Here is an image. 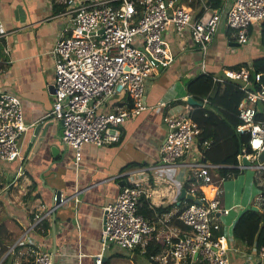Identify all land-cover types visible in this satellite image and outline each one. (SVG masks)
<instances>
[{
  "label": "built area",
  "instance_id": "obj_1",
  "mask_svg": "<svg viewBox=\"0 0 264 264\" xmlns=\"http://www.w3.org/2000/svg\"><path fill=\"white\" fill-rule=\"evenodd\" d=\"M57 1L64 4L58 15L65 22L51 49L54 92L46 116L60 122L62 143L72 147L75 162L80 159L84 143L104 145L117 141L119 126L146 108L147 79L159 64L172 58L166 39L168 32L190 38L200 53L203 71L207 50L221 22L232 39L248 44L264 20V0H220L218 7L214 6L215 0H187L186 5L177 0ZM6 34L0 25V63L7 62L2 59L9 52ZM223 72V76L213 75L212 79L231 82L243 92L236 108L239 123L235 130L246 134L247 141L236 155L234 167L264 172V160L258 159L264 149L262 73L253 72L250 61ZM206 101L204 97L202 103ZM191 109L187 105L180 111L163 114L167 131L158 147V156L166 165L185 161L180 164L192 169V181L186 192L194 194L199 202H185L176 215V220L190 232L173 227L165 239L167 249L152 258L159 264H231L230 251L235 249L229 242L233 235L228 238L221 230L211 236L212 229L220 228L218 217L227 214L229 207L221 204L217 189H213L211 197L197 192L199 186L210 183L211 164L202 159L201 149L195 148L197 142L208 144V141L199 140L201 128L192 118ZM26 127L20 98L1 92V161L22 160L19 138ZM243 157L248 160L247 165L242 163ZM141 171V168L126 171L127 180L115 199L103 206L101 249L94 254L96 264H102V251L109 243L129 250L139 247L143 251L151 237H160L154 223L137 210L141 196L146 199L152 196L147 180L135 178ZM19 174L20 169L16 176ZM51 199L48 205L39 204L41 210L33 214V223L23 234L41 227L45 215L53 213L67 196L55 191ZM253 248V254L246 255L247 264H264V246ZM31 252L30 264H54L53 257L57 254L56 248L47 249L39 243L33 244ZM77 255L83 253L78 250Z\"/></svg>",
  "mask_w": 264,
  "mask_h": 264
},
{
  "label": "crops",
  "instance_id": "obj_2",
  "mask_svg": "<svg viewBox=\"0 0 264 264\" xmlns=\"http://www.w3.org/2000/svg\"><path fill=\"white\" fill-rule=\"evenodd\" d=\"M177 2L187 4V0ZM63 9L64 4L57 0H0V25L7 32L9 47V52L2 55L7 62L0 63V93L9 92L20 98L23 120L27 125L19 138L22 160H0V264H30L34 243L47 249L55 246L54 264H96L94 254L101 249L99 235L103 206L115 199L120 186L127 180L124 173L138 168L142 171L135 178L146 179L152 188V196L147 198L152 214L146 218L160 232L159 238H151L164 242L161 254L167 249V233L173 227L179 228L176 215L186 198L178 200L177 196L180 189L186 190L192 180V169L180 164L185 161L179 165L177 162L166 165L159 159L158 147L167 131L162 116L195 104L186 101L190 95L186 86L196 75L210 72L212 76H223V69L263 55L264 47L257 43V47L245 44L247 48L237 49L239 44L232 43L235 40L221 22L207 50L202 71L200 53L190 38H180L168 32L166 39L172 58L166 64H159L147 79L146 108L119 126L117 141L104 145L84 143L80 159L75 162L72 147L64 145L56 133L51 143L40 145L34 152L29 146L34 124L53 120L46 116L53 98L51 49L65 22V18L58 15ZM219 83L222 88L223 83ZM49 129L52 133L61 130L60 122L53 120ZM218 129L222 134L227 131L226 126L211 128ZM205 140L208 144L197 142L195 148H200L202 159L211 164L210 172L216 173L221 166L231 167L204 159L203 150L210 143L209 139ZM51 144L57 147L54 153L50 150ZM19 169L20 174L16 176ZM252 171L238 169L236 173L225 175L220 187L210 182L198 188L207 197L217 189L221 204L229 207L227 214L218 217L220 229L228 238L243 210L255 205L258 211H262L261 186L264 188V181L257 179L262 172ZM230 177L232 179L227 183L232 191L228 194L222 186L226 183L224 179ZM253 183L259 188L256 195ZM237 186H240L239 191ZM55 191L66 195V201L53 213L45 215L42 221L45 229L33 227L23 234L33 223V214L41 210L39 204L51 203ZM226 196H233V200L228 201ZM167 205L171 207L166 211L156 209ZM229 244L235 249L230 251L231 264H247L246 255L253 254L254 245L248 246L234 238ZM78 250L82 256L77 255ZM142 252L139 247L129 250L109 243L102 251V264H148Z\"/></svg>",
  "mask_w": 264,
  "mask_h": 264
},
{
  "label": "trees",
  "instance_id": "obj_3",
  "mask_svg": "<svg viewBox=\"0 0 264 264\" xmlns=\"http://www.w3.org/2000/svg\"><path fill=\"white\" fill-rule=\"evenodd\" d=\"M219 5L220 0H215L214 6L218 7ZM258 35L259 40L257 43L261 47H264V20L260 24ZM249 61L253 67V72L259 71L264 74V54L254 57ZM247 62L248 60L238 63L233 68L245 65ZM213 81L210 72L200 73L188 81L186 88L194 100H196V103L192 105L191 116L201 128L199 139L210 140L208 147L203 150L204 159H209L215 163L232 165L231 167H219L216 169V173L213 172L215 175L210 172L211 179L209 182L214 181L216 185H219L221 176H225L229 172H238V169L234 167L237 164L236 155L240 152L241 147L246 144L247 135L238 133L235 130L236 125L239 123L236 108L239 100L243 97V92L231 82L223 83V87L221 88L219 82ZM204 97L207 98V103L201 106ZM222 126H226L227 128L225 134L220 133V129L211 130V128L216 129ZM259 176L257 179L261 178L264 181V172ZM261 189L262 211L253 210L250 207L246 208L240 213L232 226V235L235 240L248 246L254 245L257 248L262 245L264 246V188L261 186ZM197 192H200V190L197 189ZM188 201L186 198V202ZM170 207L171 205H167L156 209L161 212L168 210ZM137 210L144 217L152 214V209L148 207V201L143 196L138 201ZM45 227L46 225L41 222V228L45 229ZM178 227L184 232H190L180 223ZM220 231V228L217 230L212 229L211 236L215 237ZM156 241L150 238L144 246L142 254L148 260V264H159L152 257L160 254V248L164 242L162 240Z\"/></svg>",
  "mask_w": 264,
  "mask_h": 264
},
{
  "label": "water",
  "instance_id": "obj_4",
  "mask_svg": "<svg viewBox=\"0 0 264 264\" xmlns=\"http://www.w3.org/2000/svg\"><path fill=\"white\" fill-rule=\"evenodd\" d=\"M232 43H235L237 45L239 44L236 41L232 42ZM261 83L264 85V74H261ZM50 87H51V91L54 92V85L51 84ZM186 101L188 103H196V100H194L191 96L187 97ZM52 124H53V120H48L46 122L41 121V122L34 124L33 130H32L33 136H32V139L29 143V146H31L32 152L36 151V149L42 144H45L48 142L51 143L53 141L55 133L58 134L59 136L62 135L61 130H58V131L53 132V133L51 132V130L49 129V126H51ZM33 140H34L33 145H31ZM50 150L54 153L55 150H57V147L54 144H51ZM258 159L264 160V149H262L259 152ZM242 163L244 165H247L248 160L245 157H243ZM182 197H185L188 200H193L195 202H199V200L197 198H195L194 194L186 192V190L184 188L180 189V192H179V195L177 196V199L180 200ZM250 208L253 210H257V206H255V205H252ZM54 248H55V246L53 247V250H54ZM53 261H54V257H53Z\"/></svg>",
  "mask_w": 264,
  "mask_h": 264
},
{
  "label": "rangeland",
  "instance_id": "obj_5",
  "mask_svg": "<svg viewBox=\"0 0 264 264\" xmlns=\"http://www.w3.org/2000/svg\"><path fill=\"white\" fill-rule=\"evenodd\" d=\"M258 40H259V35H258V31H254L253 33H252V35H251V37H250V41L248 42V45L250 46V47H257L258 45H256L257 44V42H258ZM248 45H246L245 46V44H239V46H237L236 48L237 49H241V50H243L244 48H247L248 47ZM117 96V95H116ZM242 170V169H241ZM250 171V173H252L253 171L252 170H254V169H252V168H244V171ZM256 171V170H255ZM244 172H242V173H240V174H243ZM232 179V177H230V178H225L224 179V181L226 180V183H224L223 184V189L224 190H226L225 192H227L228 191V194L232 191L231 190V188H230V184H228L227 182H228V180H231ZM212 183H214V181H212ZM215 184V183H214ZM220 185H221V181H219V187H220ZM253 188H254V195H256L258 192H259V188L253 183ZM236 190L237 191H239L240 190V186H237L236 187ZM253 195V196H254ZM227 197V199H228V201H231V200H233L232 199V197L233 196H226ZM230 199V200H229Z\"/></svg>",
  "mask_w": 264,
  "mask_h": 264
}]
</instances>
